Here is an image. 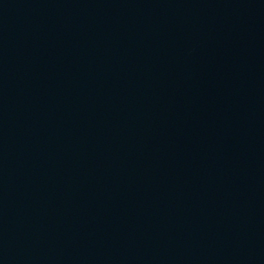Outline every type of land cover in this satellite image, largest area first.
<instances>
[{
    "label": "water",
    "instance_id": "95a60500",
    "mask_svg": "<svg viewBox=\"0 0 264 264\" xmlns=\"http://www.w3.org/2000/svg\"><path fill=\"white\" fill-rule=\"evenodd\" d=\"M0 264H264V0H0Z\"/></svg>",
    "mask_w": 264,
    "mask_h": 264
}]
</instances>
